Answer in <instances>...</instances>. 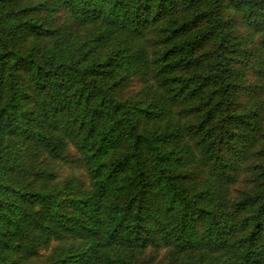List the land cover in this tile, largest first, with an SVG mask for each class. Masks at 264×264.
<instances>
[{
  "label": "trees",
  "instance_id": "1",
  "mask_svg": "<svg viewBox=\"0 0 264 264\" xmlns=\"http://www.w3.org/2000/svg\"><path fill=\"white\" fill-rule=\"evenodd\" d=\"M161 250L264 264V0H0V264Z\"/></svg>",
  "mask_w": 264,
  "mask_h": 264
},
{
  "label": "rangeland",
  "instance_id": "2",
  "mask_svg": "<svg viewBox=\"0 0 264 264\" xmlns=\"http://www.w3.org/2000/svg\"><path fill=\"white\" fill-rule=\"evenodd\" d=\"M59 172H60V176H61L62 179L72 175V176H77V177L83 179V181L85 183H88V180H89L86 170L83 167H80V166H77V165H65V164H62ZM241 186L242 185H240V187ZM55 244L56 243H53V245H55ZM50 250L49 249H43L42 250V254L46 255V254H48L50 252ZM149 255L150 256L152 255L154 257L152 264H162V261L165 260V258H166V252L164 250H161L157 254L154 251V252H151Z\"/></svg>",
  "mask_w": 264,
  "mask_h": 264
}]
</instances>
